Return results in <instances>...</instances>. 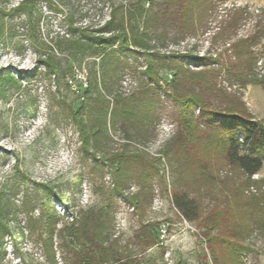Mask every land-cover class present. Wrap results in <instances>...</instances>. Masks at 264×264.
<instances>
[{"label": "rangeland", "instance_id": "374dc122", "mask_svg": "<svg viewBox=\"0 0 264 264\" xmlns=\"http://www.w3.org/2000/svg\"><path fill=\"white\" fill-rule=\"evenodd\" d=\"M25 1L0 0V264L86 263L91 243L142 264H264V228L248 216L254 200L233 196L246 176L215 157L206 178L196 181L184 164L188 154L176 157L186 130L173 117L175 72L160 66L182 61L197 71L204 67L195 56L212 57L206 67L216 75L206 97L212 117L240 101L264 125V84L240 81L264 74V0H213L200 24L184 32L176 0ZM141 6L131 33L125 18ZM113 14L124 17L127 46L118 38L92 53L93 36L117 35L103 29ZM234 17L236 26L223 31ZM238 42L256 54L251 72L237 60ZM149 66L156 82H150ZM145 88L160 116L112 126L113 99L129 102ZM175 88L188 91L187 85ZM122 153L150 165V190L124 179L112 159ZM250 180L260 189L251 183L243 194L264 193V159ZM180 188L199 202L197 220L173 206L171 193ZM71 223L85 232L78 244Z\"/></svg>", "mask_w": 264, "mask_h": 264}, {"label": "trees", "instance_id": "16d2710c", "mask_svg": "<svg viewBox=\"0 0 264 264\" xmlns=\"http://www.w3.org/2000/svg\"><path fill=\"white\" fill-rule=\"evenodd\" d=\"M25 2H27V0ZM176 4H179L177 6V19L181 21L179 30L182 32L187 29H194L195 25L200 24V20L206 16L207 11L210 10L208 8H213L215 5L213 0H176ZM143 13V6L139 7L135 14L128 12V17L127 19L125 18V20L129 22L131 33H133L134 30H137L134 25V27L131 25L133 20L141 19ZM238 19L239 17L232 18L229 25L226 27L223 26V31H225V29L228 30L229 28L233 29L236 26ZM123 20V16L117 19L113 14L111 18L106 21L103 29L109 31L117 30V35L109 36L107 38L93 36L92 42L87 45L89 49L93 50L92 53L100 54L101 52L106 51V49L114 45V42L118 38H120V47L127 46V43H125L127 36L125 35L126 31ZM133 40L134 44L142 46L135 41L136 39ZM239 45L238 42L235 51L237 60L240 64L244 65L245 70L251 72L257 61L256 54L252 49V45ZM109 53L110 52H107V54ZM112 53H114V51H112ZM103 56H105L104 53ZM194 58L195 64L197 66H203L204 69L193 71L184 68L182 61L177 63L173 62L172 64L162 62L160 65L164 69L172 68L175 72L174 78L170 83V88H172V90L174 89L172 100L174 102V107L177 109L173 117L175 121L180 124V126H184V129L186 130V132H184L186 138L184 137L185 140H183L178 151H176L177 154L175 155L179 159L182 157L181 154H188L185 157L186 161L184 164L186 166H184L186 168L188 166L192 167L191 173L196 181L206 178L208 165L210 164L209 162L215 157L218 160L225 162L227 165L237 168L246 176V178L237 184L238 187L236 188H239V196H235V192L233 193V196L241 198L240 194H242V197L254 200V209L248 213V216L254 224L259 223V227L264 228V193L260 192L257 195L252 194L250 197L242 193L245 187L249 186L251 183H254L255 185L259 183V181L256 180L251 181L250 176L257 173L263 164L264 125L249 117L240 101H229V104L223 108V111H218L221 115L219 119L212 117L213 113L208 109L209 103L207 102L206 97L208 93H211V91L214 90L213 81L216 75L214 70L207 69L206 67L209 66V64L214 63V59L206 56H195ZM112 59L116 61L117 58L112 55ZM38 61L50 65V62L47 59H39ZM177 70L178 72H176ZM147 72L149 74V79L152 80L150 82H156V70L149 66ZM0 73V75H4L3 72ZM260 76L261 77L259 78L253 76L247 78L242 75L240 81L242 84L252 81H258L264 84V74ZM9 78L11 82L18 85L17 80L10 76ZM97 84L96 80H94L93 87L95 89H97ZM186 85L188 86L186 94L178 93L175 88H184ZM149 92L150 88H145L143 91L139 92V95L132 96L130 99L131 101L129 102H127L128 98L123 99V101L118 98L113 99L114 109H112L109 114L111 125L114 126L117 122H121L123 125L130 119H138V116H143L145 121H148L149 123H152L155 118L157 119L160 115L159 112L154 111L151 107L153 105L152 96ZM147 93L150 96H147ZM142 94H145L146 97H143ZM196 108H198L199 112L197 115H194ZM159 110H163L162 107ZM102 115L104 118V126L102 128H105V118L107 116L106 109ZM112 159L120 168H122L124 179L135 180L136 183L143 184L147 190H150V178L153 175V169L151 168L150 170V165L146 166L148 163L145 162L143 157L140 155H125L122 153L114 155ZM139 168H141L142 171L138 170ZM257 187L260 189V186ZM170 198L173 206L185 219L193 221L200 217L199 202L196 197L190 195L186 189H174ZM71 224L72 229L74 230V238L72 241L78 244L80 235L85 232L80 231L79 224ZM84 237L87 238L86 235H84ZM89 247L91 253L87 252L88 255H86V257L84 256L86 259L88 258L89 261L87 259L85 263L81 260V264H100L102 261L106 260L111 261L113 264H142L139 261L110 255L112 253L108 254L105 249L92 243L89 244ZM93 249H96L98 253L93 254ZM176 264L187 263L178 261Z\"/></svg>", "mask_w": 264, "mask_h": 264}]
</instances>
